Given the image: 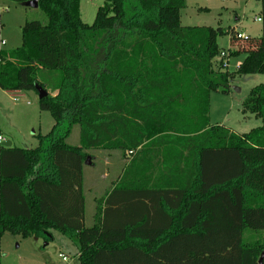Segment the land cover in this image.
Segmentation results:
<instances>
[{
    "label": "trees",
    "instance_id": "1",
    "mask_svg": "<svg viewBox=\"0 0 264 264\" xmlns=\"http://www.w3.org/2000/svg\"><path fill=\"white\" fill-rule=\"evenodd\" d=\"M258 1L262 36L240 39L183 27L187 0H106L92 25L81 0H38L47 22H27L22 45L0 51V88L41 87L54 126L35 149L0 142V264L4 233L48 243L52 231L78 245L80 264H264V83L243 104L262 126L241 135L210 121L212 93L264 75ZM225 52L244 55L236 71L218 61ZM87 150L131 155L91 227Z\"/></svg>",
    "mask_w": 264,
    "mask_h": 264
},
{
    "label": "rangeland",
    "instance_id": "2",
    "mask_svg": "<svg viewBox=\"0 0 264 264\" xmlns=\"http://www.w3.org/2000/svg\"><path fill=\"white\" fill-rule=\"evenodd\" d=\"M36 0L17 3L13 0H0V51L14 50L22 45V30L29 21L46 23L47 19L39 8H34ZM106 0H81L80 13L87 25L95 22L97 11ZM205 9V10H204ZM207 9V10H206ZM261 12V3L253 0L248 3L228 0H187L182 11L183 27L236 28L241 23V33L245 37L261 38L262 25L256 21ZM238 20V21H237ZM5 42V46L1 42ZM220 48H231L229 37L218 39ZM244 60V55L229 59L228 70L236 71ZM264 83V75L237 76L231 82V92L211 94L210 121L212 126H224L237 134H248L263 125L261 119L243 114V104L250 91ZM15 94H20L14 101ZM30 103V104H29ZM54 126L49 112L40 110L39 96L35 91L5 92L0 88V130L3 136L13 143V147L35 149L38 136L47 135ZM79 126H74L68 140L78 145ZM139 148L138 150H140ZM90 165L84 166L85 225L94 224L98 201L122 179L125 169L131 164V155L118 150H87ZM45 241L34 237L23 238L9 232L1 239V264H80L78 245L58 231H52V240Z\"/></svg>",
    "mask_w": 264,
    "mask_h": 264
},
{
    "label": "built area",
    "instance_id": "3",
    "mask_svg": "<svg viewBox=\"0 0 264 264\" xmlns=\"http://www.w3.org/2000/svg\"><path fill=\"white\" fill-rule=\"evenodd\" d=\"M222 2H227L228 0H221ZM232 1H235V2H243V3H248L250 1H253V0H232ZM256 21L260 22L261 23V19L260 18H257ZM238 38L242 39V38H245V35H243L240 31H238ZM5 42H2V45H4ZM218 61L221 62L223 61V66L224 67H228L229 65V54L228 53H222L221 56L218 58ZM20 94H15L14 96V101L17 102L18 101V98L20 97L19 96ZM30 104V103H29ZM0 142H4V140L2 139V137H0Z\"/></svg>",
    "mask_w": 264,
    "mask_h": 264
},
{
    "label": "water",
    "instance_id": "4",
    "mask_svg": "<svg viewBox=\"0 0 264 264\" xmlns=\"http://www.w3.org/2000/svg\"><path fill=\"white\" fill-rule=\"evenodd\" d=\"M34 8H38V0H36L34 2ZM37 91H38V94H39V99H43L44 97L48 96V92H46L45 90H43L41 87L37 86ZM2 146L6 147V148H11L12 147V142L10 141H4L1 143ZM90 162H91V158L88 157L87 160H86V164L87 165H90ZM36 240H38V238H35ZM45 246H47V243H45ZM263 259V257H262ZM262 259L260 261V263L262 264Z\"/></svg>",
    "mask_w": 264,
    "mask_h": 264
},
{
    "label": "crops",
    "instance_id": "5",
    "mask_svg": "<svg viewBox=\"0 0 264 264\" xmlns=\"http://www.w3.org/2000/svg\"><path fill=\"white\" fill-rule=\"evenodd\" d=\"M207 10V9H206ZM238 21V20H237ZM241 24H242V22L241 23H237V26H238V31H240L241 32V30H242V27H241ZM236 29V28H235ZM244 35V34H243ZM2 42H4V41H2ZM2 42H1V45H2ZM2 46H5V44L4 45H2ZM241 64V63H240ZM239 64V65H240ZM17 93H20V92H17ZM1 131V130H0ZM2 133V132H1ZM2 139L4 140V141H8L4 136H3V134H2ZM12 146H13V143H12Z\"/></svg>",
    "mask_w": 264,
    "mask_h": 264
}]
</instances>
